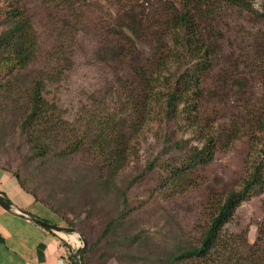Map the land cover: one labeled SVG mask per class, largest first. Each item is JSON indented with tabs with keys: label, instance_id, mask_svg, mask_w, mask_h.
<instances>
[{
	"label": "rangeland",
	"instance_id": "374dc122",
	"mask_svg": "<svg viewBox=\"0 0 264 264\" xmlns=\"http://www.w3.org/2000/svg\"><path fill=\"white\" fill-rule=\"evenodd\" d=\"M19 1L26 3L39 32L42 54L35 68L49 63L57 69L48 95L71 122L89 108L97 109L98 115L104 105L116 108V81L130 77L126 63L98 59V47L105 43L96 33L98 19L112 21L117 11L135 5L136 22L144 15L158 18L151 28L171 44L172 34L163 23L165 2L182 3L74 0L77 23L72 16H63V11L45 9L40 0ZM4 2L0 0V5ZM252 4L253 13L216 6L210 24L220 33L219 48L201 83L198 108L191 111L181 104L179 115L168 119L151 113V120L128 134L127 163L109 192L98 187L99 158L94 159L93 151L33 162L16 133L0 137V166L27 177L38 212L57 225L72 224L86 245L99 240L89 264H169L171 253L198 243L227 193L241 189L254 167L264 163V131L255 122L256 109L264 101V0H252ZM137 34L130 33L134 38ZM150 42L145 33L138 34L137 46ZM54 51L58 56L48 61V52ZM186 60L180 65L170 58L166 68L174 73ZM235 77L244 78L247 86L239 89ZM207 136L215 144L213 159L183 173L185 152L203 146ZM110 221L113 231L104 235ZM221 234L227 243L211 260L186 258L171 264H264V191H252L240 200Z\"/></svg>",
	"mask_w": 264,
	"mask_h": 264
},
{
	"label": "trees",
	"instance_id": "16d2710c",
	"mask_svg": "<svg viewBox=\"0 0 264 264\" xmlns=\"http://www.w3.org/2000/svg\"><path fill=\"white\" fill-rule=\"evenodd\" d=\"M71 1L74 0H40L45 9L63 11V16H72L80 23ZM181 1L180 5L165 2L164 6L163 23L169 34H172L171 44L162 40L158 31L151 28L158 18L144 15L137 18L136 22L133 16L137 10L135 5H128L120 12L117 11L112 21L98 19L96 33L105 42L98 47V59H115L126 63L130 77H119L116 81L119 88L116 108L110 110L102 105L104 110L100 115L97 109L89 108L71 122L63 116L57 103L48 95L49 87L55 82L53 75L57 69L49 63L35 68L42 54L40 37L26 3L6 0L0 5V137L5 133H16L20 145L28 152V159L33 162L42 160L44 163L53 156L66 159L82 150L93 151L92 155L96 156L94 159L99 158L98 187L106 192L112 190L119 170L127 163V145L130 143L128 134L138 131L147 119L151 120V113L162 114L168 119L179 115L181 104L191 111L198 108L197 104L203 97L201 83L215 62L219 48L217 39L220 33L210 24L216 14V6L225 4L254 12L252 0ZM61 21L67 25L64 18ZM172 30L174 31L171 33ZM130 33H145L151 42L137 46L138 34L134 38ZM62 34L59 32V36ZM57 52H48V61L57 57ZM142 53L144 54L141 55ZM170 58L176 63L180 62V65L183 60H187L184 66L176 67L172 73L166 68ZM163 71L170 75H163ZM233 82L239 89L247 86L242 77L233 78ZM120 96L125 99L121 100ZM95 103H98V99L93 101V105ZM256 112L255 122L264 131V101ZM206 141L200 148L190 147L185 152L186 164L180 168L183 173L213 159V138L207 136ZM176 145L179 146L177 142ZM0 168L9 171L2 166ZM11 173L20 186L36 200L27 177L20 176L19 172ZM175 174L176 177L179 176L178 172ZM252 191H264V163L254 167L250 176L244 179L241 189H232L227 193L207 227L201 232L198 243L178 248L176 253L169 255L168 263L186 258L211 260L212 254L223 249L222 246L227 243L221 234L225 224L240 200ZM3 198L9 201L6 197ZM123 202H126L124 196ZM111 221L107 223L104 235L113 231ZM69 225L72 227V224ZM97 242L99 240L87 243L81 250L79 257L82 264H89L88 258ZM69 258L70 264H75L73 254Z\"/></svg>",
	"mask_w": 264,
	"mask_h": 264
},
{
	"label": "crops",
	"instance_id": "0c3cea01",
	"mask_svg": "<svg viewBox=\"0 0 264 264\" xmlns=\"http://www.w3.org/2000/svg\"><path fill=\"white\" fill-rule=\"evenodd\" d=\"M0 196L14 207L7 210L0 206V264H70L69 257L79 246L78 234L52 231L27 217L30 213L45 218L32 194L2 168Z\"/></svg>",
	"mask_w": 264,
	"mask_h": 264
},
{
	"label": "water",
	"instance_id": "95a60500",
	"mask_svg": "<svg viewBox=\"0 0 264 264\" xmlns=\"http://www.w3.org/2000/svg\"><path fill=\"white\" fill-rule=\"evenodd\" d=\"M0 206L7 210H12L14 207L12 204H10L8 201H6L3 197L0 196ZM27 217H29L32 221L38 223L39 225H42L46 227L47 229H50L52 231L56 232H64V233H76L78 234L79 238L81 239L80 241L82 242L81 245L77 246L75 251L73 252V257L75 264H82L80 261V252L81 250L86 246L85 240L80 236L78 230L74 227H66V226H60L52 222L45 221L41 218L35 217L31 215L30 213H26Z\"/></svg>",
	"mask_w": 264,
	"mask_h": 264
}]
</instances>
